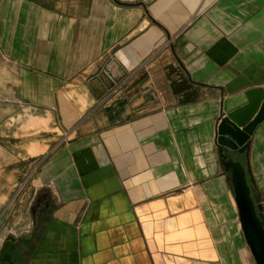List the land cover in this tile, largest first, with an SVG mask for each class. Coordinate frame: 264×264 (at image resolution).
Listing matches in <instances>:
<instances>
[{"label":"crops","instance_id":"1","mask_svg":"<svg viewBox=\"0 0 264 264\" xmlns=\"http://www.w3.org/2000/svg\"><path fill=\"white\" fill-rule=\"evenodd\" d=\"M264 89V0H0V264H256L216 146ZM245 170L264 224V121Z\"/></svg>","mask_w":264,"mask_h":264},{"label":"water","instance_id":"2","mask_svg":"<svg viewBox=\"0 0 264 264\" xmlns=\"http://www.w3.org/2000/svg\"><path fill=\"white\" fill-rule=\"evenodd\" d=\"M245 97L244 106L220 119L216 129V146L222 166L230 175L229 182L245 243L255 263L264 264V224L251 197L244 167L233 158V155L246 152L254 130L264 121V89L249 90Z\"/></svg>","mask_w":264,"mask_h":264},{"label":"rangeland","instance_id":"3","mask_svg":"<svg viewBox=\"0 0 264 264\" xmlns=\"http://www.w3.org/2000/svg\"><path fill=\"white\" fill-rule=\"evenodd\" d=\"M261 207H262V208H260V209H262V211H263V210H264V206L261 205Z\"/></svg>","mask_w":264,"mask_h":264},{"label":"built area","instance_id":"4","mask_svg":"<svg viewBox=\"0 0 264 264\" xmlns=\"http://www.w3.org/2000/svg\"><path fill=\"white\" fill-rule=\"evenodd\" d=\"M0 245H1V243H0Z\"/></svg>","mask_w":264,"mask_h":264}]
</instances>
